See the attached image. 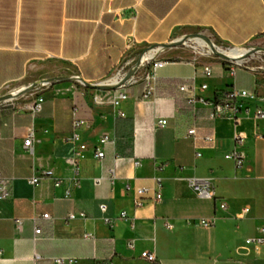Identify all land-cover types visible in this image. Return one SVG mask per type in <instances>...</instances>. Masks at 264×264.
Instances as JSON below:
<instances>
[{
	"label": "crops",
	"instance_id": "obj_1",
	"mask_svg": "<svg viewBox=\"0 0 264 264\" xmlns=\"http://www.w3.org/2000/svg\"><path fill=\"white\" fill-rule=\"evenodd\" d=\"M187 29L241 48L264 35V0H0V99L55 80L0 105V169L12 182L11 195L1 204L0 264H52L58 257L78 264H152L141 258L144 251L156 254L155 264H264V245H246L249 238L264 237V120L252 117L262 103L244 104L250 115L236 124L211 119L208 104H189L178 89L194 81L205 100L235 87L264 97L260 73L241 68L231 77L218 59L195 61L189 48L165 49L157 56L166 64L156 72V98L143 100L147 66L120 109L99 102L113 90L79 81L104 83L152 46L194 34L181 33ZM205 65L213 68L210 79L203 75ZM203 83L209 85L205 92L199 89ZM39 96L45 102L34 114ZM75 116L87 125L74 130ZM193 127L213 142L194 144L188 137ZM74 133L81 141H72ZM30 134L31 152L24 145ZM104 135L114 143L97 160L94 147ZM238 135L246 138L240 169L225 159ZM81 144L87 149L80 151ZM78 152L83 157L75 158L76 166L69 164ZM44 170L64 184L57 187L48 178L31 185ZM190 178L210 180L216 199L197 197ZM156 179H161V202L148 199L136 207V189H157ZM221 202L227 210L219 208ZM103 203L105 214L99 208ZM245 208L250 212L241 218ZM123 211L127 220L105 224L104 218H118ZM71 213L86 218L68 222ZM43 214L53 220L34 223ZM201 219L215 226L202 227ZM36 227L42 234H35Z\"/></svg>",
	"mask_w": 264,
	"mask_h": 264
},
{
	"label": "built area",
	"instance_id": "obj_2",
	"mask_svg": "<svg viewBox=\"0 0 264 264\" xmlns=\"http://www.w3.org/2000/svg\"><path fill=\"white\" fill-rule=\"evenodd\" d=\"M197 34H203L207 36L213 42L214 49L207 42L199 38H193V39H189L183 42V44L180 47L189 48L190 50H192L195 61L197 60L198 57L218 59L223 63L224 68L227 70L228 74L231 77L235 76L237 70L241 68H249L253 71H256L255 68L249 67L247 65L251 57H253L254 55L243 61H240L236 58H233L232 60H229V61L222 60L215 54V51L228 53L231 50L241 49V48L229 47L224 50L223 48L217 45V41L212 36L210 35L208 36L206 33H202V32L197 33ZM186 36H189V35H186ZM160 52L161 51L158 49L151 50V51L146 50V52H144V54L141 56L139 60H141L147 54H153L152 57L146 60L145 62H143L140 68L137 70V72L125 84L117 87V89L113 90V92L109 96L106 95V96L99 98V102L101 103L108 102L114 108L120 109L121 105L124 102H126L129 98L128 88L131 85L138 82L139 73L142 70H145L147 66H150V68L144 74V81L146 83V86H145V91L143 94V100L151 101L154 98H156L157 84H158V76L156 72H157V69L164 67L166 64L165 62L159 61L157 59L158 58L157 56ZM136 63L130 67L128 66L129 68L126 66L119 68L110 78L106 79L104 82L106 83L115 82L114 85L120 84V82L124 79L127 73L136 65ZM203 75L206 79H210L213 76V68L210 65L203 66ZM45 86H42L41 88ZM178 89H179V92L186 97L187 102L189 104L195 105L197 102L208 104L211 107V112H210L211 119L226 118L237 124L242 119L243 114L247 116L250 115L249 109L248 108L244 109V104H246L247 102H252V101H260L262 104L257 105V107L255 108L252 114V117L255 119H259V120H264V97L258 96L257 93L254 91L242 90V89H238L235 87L232 89L217 91L214 99L205 100L203 97H201L198 94V88L196 87L194 81L182 84L179 86ZM199 89L201 92H205L209 89V85L207 83H203ZM44 102H45L44 98L42 96H39L37 100L35 101V103L32 105L31 111L34 114L40 113L43 108ZM121 117H125V113L122 112ZM85 125H87L85 121L77 118L76 116L74 117V120H73L74 130H77L78 128L83 127ZM166 125H167L166 120H161L159 122L160 127H165ZM188 137L193 141L194 144H198L200 140L204 141L205 143L213 142L212 137L200 138L198 135L197 129L195 127L188 130ZM245 140L246 138L243 135L236 136L235 149L225 156V159L232 161L234 165L236 166V168L238 169L243 167L245 160H246V154L243 149ZM72 141L73 142L81 141V136L78 133H74L72 137ZM111 143H114V141L111 139L109 135L102 136L99 142L94 147V157L97 160H103L106 155L105 148L107 145ZM24 145L28 151L30 152L32 151L33 134H30V136L25 140ZM79 149L80 151H84L87 149V146L85 144H81L79 145ZM196 156L202 157V154L200 152H197ZM82 157H83L82 152H78L75 154L73 158L68 160V163L76 166L77 162L75 158H82ZM140 165H141L140 162L138 161L135 162V166L138 167ZM48 178L55 179V185L57 187H60L64 184L63 181L55 177L54 172L51 170H44L41 173L33 176L30 179V184L33 186H36L41 181L48 179ZM116 178H117L116 169L113 168L110 170L109 179L112 183H114ZM102 180H103L102 178L97 179L96 184L97 185L100 184ZM156 184H157V189H150V188H137L136 189L135 191L137 195L136 207L144 206L148 199L152 200L154 203L161 202L162 200L161 179H156ZM188 185L191 188V190L200 199H205V200L216 199L215 187L210 180L190 178L188 179ZM11 189H12L11 180L6 178L3 175L2 170L0 169V218H1V212H2L1 204L5 200H7L9 196L11 195ZM130 190H131V187L127 185L126 191H130ZM70 195H71V191L67 190L65 196L69 197ZM99 208L103 214H105L108 210V206L105 203L100 204ZM219 208L221 210H227L228 207L226 203L221 202L219 205ZM249 212H250V208L243 209L242 211L243 216H241V218H243L244 215L249 214ZM79 218L85 219L86 214L85 213H80V214L71 213L67 217V221L68 222L74 221ZM128 218H129L128 213L123 211L120 213L118 218L106 217L104 218V222L106 225L112 226L116 220H127ZM40 220L52 221L53 219L50 216V214H43L41 217H36L34 219V223ZM17 223L19 226L22 225L21 220H18ZM199 225L205 228H213L215 226V223L213 220L201 219L199 220ZM166 227L167 229L172 228L171 224L168 222L166 223ZM261 231L262 233H264V227L261 229ZM35 234L36 235L42 234L41 228L36 227ZM246 245L253 246L255 249H258L259 247L264 245V237L260 236V237H255V238H249L246 240ZM141 258L145 260L146 262L152 263V264H155L158 262L156 254L153 252H149V251L142 252ZM51 263L52 264H78V260L74 258L58 257V258H53L51 260ZM95 264H104V262L96 261Z\"/></svg>",
	"mask_w": 264,
	"mask_h": 264
},
{
	"label": "water",
	"instance_id": "obj_3",
	"mask_svg": "<svg viewBox=\"0 0 264 264\" xmlns=\"http://www.w3.org/2000/svg\"><path fill=\"white\" fill-rule=\"evenodd\" d=\"M193 38H199V39L204 40L205 42H207L214 49L213 42L207 36H205L203 34H192V35H189V36H185L184 38L178 40L177 42L174 41V42L169 43V44H161V45L152 46L147 51H151V50H155V49L163 51L165 49L180 47L183 44V42H185V41H187L189 39H193ZM257 49H259V51H257ZM260 52H264V49L255 48V49H252L250 54H247L243 58H236V59H238L240 61H243V60L255 55L256 53H260ZM215 54L219 58H221L222 60L229 61V60L233 59V58H231V57H229L227 55H223L222 52H219V51H215ZM140 66H141V60H139L136 63V65L127 73V75L124 77V79L118 85L89 84V83L85 82L84 80H79V81L81 83H83L86 87H89V88H94V89H97V90H104V91L105 90H115V89H117V87L125 84L137 72V70L140 68ZM53 81H55V80H45V81H42V82H37L33 86H30L28 88H24L23 90H21L20 92H18L16 94H8V95H6V96H4L3 98L0 99V105L3 104L4 102L16 97L19 94H26V93H29V92H33V91L39 90L42 86L49 85Z\"/></svg>",
	"mask_w": 264,
	"mask_h": 264
},
{
	"label": "rangeland",
	"instance_id": "obj_4",
	"mask_svg": "<svg viewBox=\"0 0 264 264\" xmlns=\"http://www.w3.org/2000/svg\"><path fill=\"white\" fill-rule=\"evenodd\" d=\"M198 31H200V29H187V30H184L181 33H185V34L201 33V32H198ZM202 33H206V32H202ZM212 37L217 40V38H216V36L214 34H213ZM217 45L219 47L223 48L224 50L229 48V47H226V46L222 45L218 40H217ZM255 48L264 49V35H260L255 40H253L251 43L241 47V49H247V50H250V49L252 50V49H255ZM141 56L135 61V63L141 58ZM247 65L249 67L255 68L256 72L261 74L262 81L264 82V52L256 53L253 57H251V59H250V61L248 62ZM257 188L258 187H256L255 189H257Z\"/></svg>",
	"mask_w": 264,
	"mask_h": 264
},
{
	"label": "bare ground",
	"instance_id": "obj_5",
	"mask_svg": "<svg viewBox=\"0 0 264 264\" xmlns=\"http://www.w3.org/2000/svg\"><path fill=\"white\" fill-rule=\"evenodd\" d=\"M178 41V40H177ZM176 41V42H177ZM251 49L250 50H247V49H235V50H231L229 51L228 53H225V52H222L223 55H227L231 58H243L244 56H246L247 54H250L251 53ZM257 51H259V49H257ZM153 54H147L145 55L142 59H141V64L143 62H145L146 60L150 59L152 57ZM115 82L113 83H101L100 85H114Z\"/></svg>",
	"mask_w": 264,
	"mask_h": 264
}]
</instances>
